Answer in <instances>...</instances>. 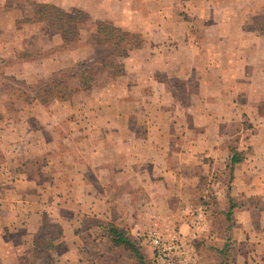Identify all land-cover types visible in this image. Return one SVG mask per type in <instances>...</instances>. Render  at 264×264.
Segmentation results:
<instances>
[{"label": "crops", "instance_id": "obj_1", "mask_svg": "<svg viewBox=\"0 0 264 264\" xmlns=\"http://www.w3.org/2000/svg\"><path fill=\"white\" fill-rule=\"evenodd\" d=\"M98 2H93L95 7ZM169 4L152 10L143 6L142 17L162 19L159 31L164 36L174 33L180 44L186 38L211 54L208 41L194 36L207 28L187 26ZM168 17L180 25L167 26ZM135 32L147 30H130ZM204 60L203 71L210 64L207 57ZM167 77L129 76L111 106L90 108L95 122L78 125L82 127L76 130L81 134L79 147L69 132L57 134L53 129L56 137L49 140L30 138L33 144L20 153L14 171L7 164L1 166L0 264H137L128 251L110 242L103 229L107 222L139 243L146 264H152L151 248L138 237L149 229L190 234L197 264H217L218 250L230 241L231 264H264V128L251 139L238 132L245 114L264 113L262 105L245 104L244 99L255 94L248 95L240 80H233L230 90H225L216 78L229 83L230 78L176 77L195 83L203 104L196 111L193 98L185 107L166 83ZM249 82L248 88H256L253 78H248L246 87ZM203 97L223 100L214 106V100L206 102ZM256 98L259 104L263 100L257 94ZM167 102L174 103V108ZM184 112L197 114L198 119L210 116L207 123L205 119L178 122L176 114ZM228 119L237 123H227ZM236 126L239 130L231 129ZM232 147L243 158L234 164L228 186L222 182L214 186L212 210L198 208L196 214L184 215L185 210L199 206L191 205L194 200L203 197L200 179L204 177L199 170L206 169L207 175L219 168L227 175ZM7 175L12 181L6 180ZM188 221L194 228L188 227ZM207 224L206 234H195Z\"/></svg>", "mask_w": 264, "mask_h": 264}, {"label": "rangeland", "instance_id": "obj_2", "mask_svg": "<svg viewBox=\"0 0 264 264\" xmlns=\"http://www.w3.org/2000/svg\"><path fill=\"white\" fill-rule=\"evenodd\" d=\"M94 1L0 0V168L7 164L8 170L14 171L20 153L33 144L31 137L37 136L38 141L49 140L58 132H69L79 147L81 134L76 130L82 127L78 125L96 121L90 108L111 106L131 75L168 76L165 79L170 89L185 107L193 98L196 111L203 105L202 98L196 96L195 83L189 80L183 83L182 76L190 79L208 74L230 78V83L216 78L219 87L225 90H230L233 80H240L248 95L255 94L244 99L248 101L245 104L262 105L260 110H264V0H165V3L160 0H98L96 5L100 8L94 6ZM166 3H171L169 8L178 13L179 20L187 26L207 28L202 34L195 32L194 36L208 41L211 54H206L199 43L196 47L191 45L186 38L180 44L179 37L173 38L174 33L164 36L159 31L162 19L142 17L143 6L152 10ZM76 10L86 17L76 14ZM91 11L106 14V18L101 19ZM205 15L207 18H202ZM165 22L172 28L180 25L173 17L166 18ZM137 27L147 32L130 33ZM122 34L124 37L119 38ZM106 38L111 42L102 41ZM206 57L210 64L203 71L201 65L206 63ZM186 64L198 69L192 70ZM248 78H253L256 88H248L250 82L246 87ZM80 79L81 83L85 80L88 84L84 86ZM61 87L71 91L70 100L50 102L47 98V103L42 102L46 94H57ZM256 94L263 99L260 104L256 102ZM218 99L223 100L203 97L206 102L214 100V106ZM167 103L174 108V103ZM176 115L178 122L186 123H200L204 119L207 123L210 116L205 114L198 119L197 114L190 112ZM220 116L228 118L229 114L220 113ZM245 116L240 123L242 130L238 132L251 139L264 128V113ZM230 121L235 120L228 119L227 123ZM187 136L189 138V134ZM199 171L204 177L200 179L203 197L194 200L191 205L199 206L185 210L184 215L196 214L198 208L209 212L216 198L214 188L221 182L228 186L227 175L221 173V169L207 175L206 169ZM10 175L6 178L9 182L13 179ZM2 197L0 189V199ZM190 223L188 227L194 228ZM204 228L195 234H206L208 224ZM6 236L15 239L8 232Z\"/></svg>", "mask_w": 264, "mask_h": 264}, {"label": "trees", "instance_id": "obj_3", "mask_svg": "<svg viewBox=\"0 0 264 264\" xmlns=\"http://www.w3.org/2000/svg\"><path fill=\"white\" fill-rule=\"evenodd\" d=\"M76 14L82 15V17H86V14H84L81 11H74ZM76 17L73 18V20ZM115 32H119V30L115 29ZM120 36V33H119ZM124 35L122 34L121 37L119 38H123ZM97 41H99V39H96ZM121 40V39H120ZM103 42H111L110 38H106L102 40ZM115 45L117 46L118 43L115 42ZM120 55V53H119ZM80 83H81V79H80ZM84 86L88 84V81L82 80V83ZM55 87V86H54ZM72 97V93L71 91L67 90L66 87H61L60 91L55 94L53 92H49L48 94H46V98L41 99L42 102H46L48 100H51L50 102H65L67 100H70ZM48 98V100H47ZM55 100V101H52ZM232 150V155L230 156L229 160L226 163V172H227V179L228 182H230L232 180V171H233V166L234 164H236L238 161H240L243 157L240 151H236L234 149V147L231 148ZM233 207L232 204H230V210ZM104 232L106 233V236L109 238L110 242L114 245V246H121L123 247L126 251H128L130 253V255L135 259L137 264H146L144 261V255L142 253L141 247L139 245V243L136 240H133L130 236H128L126 234V232L123 229H120L119 227H117L116 225H114L113 223L107 222L104 226H103ZM229 245L231 244V241L229 242L228 246H225L221 249L218 250V262L217 264H231L232 258L230 256V252H229Z\"/></svg>", "mask_w": 264, "mask_h": 264}, {"label": "built area", "instance_id": "obj_4", "mask_svg": "<svg viewBox=\"0 0 264 264\" xmlns=\"http://www.w3.org/2000/svg\"><path fill=\"white\" fill-rule=\"evenodd\" d=\"M189 235L149 229L138 238L150 246L152 264H197Z\"/></svg>", "mask_w": 264, "mask_h": 264}]
</instances>
